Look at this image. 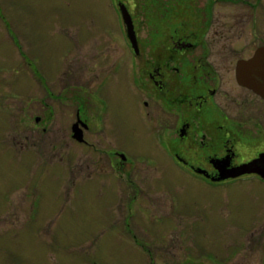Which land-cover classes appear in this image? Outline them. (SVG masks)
Here are the masks:
<instances>
[{
	"label": "rangeland",
	"instance_id": "374dc122",
	"mask_svg": "<svg viewBox=\"0 0 264 264\" xmlns=\"http://www.w3.org/2000/svg\"><path fill=\"white\" fill-rule=\"evenodd\" d=\"M154 1L0 0V264H264V184L205 186L157 140Z\"/></svg>",
	"mask_w": 264,
	"mask_h": 264
},
{
	"label": "flooded vegetation",
	"instance_id": "af4514ba",
	"mask_svg": "<svg viewBox=\"0 0 264 264\" xmlns=\"http://www.w3.org/2000/svg\"><path fill=\"white\" fill-rule=\"evenodd\" d=\"M153 9L157 17L147 76L151 92L145 93L154 104L160 102L168 115L165 128L159 125L161 114L155 118L160 147L176 163V170L205 186L221 188L253 177L264 184L255 173L221 180L264 155L263 137L249 143L254 139L251 134L245 145L238 131L252 127L255 133L264 132V100L236 79L238 64L264 48V0H172L165 4L155 0ZM163 10L166 14L161 17ZM250 25L260 36L243 39ZM140 75L145 76L144 70ZM142 83L136 80L139 92ZM240 147L249 150V155ZM134 210L127 207L129 217ZM127 229L138 240L132 228Z\"/></svg>",
	"mask_w": 264,
	"mask_h": 264
},
{
	"label": "water",
	"instance_id": "95a60500",
	"mask_svg": "<svg viewBox=\"0 0 264 264\" xmlns=\"http://www.w3.org/2000/svg\"><path fill=\"white\" fill-rule=\"evenodd\" d=\"M120 9L126 25L128 38L132 47L136 49V40L131 21L124 7L120 6ZM236 79L239 85L252 90L264 100V48L258 49L250 60L238 64ZM77 128L78 124L76 123L72 128L73 138L81 141L80 130L78 131ZM241 173H256L264 178V155H260L256 161L241 166L239 170L234 171L233 173L223 175L222 178L236 177Z\"/></svg>",
	"mask_w": 264,
	"mask_h": 264
}]
</instances>
